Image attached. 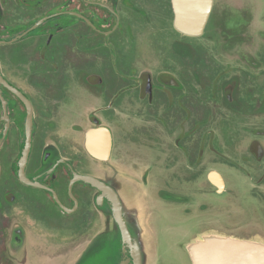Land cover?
I'll return each instance as SVG.
<instances>
[{"label":"flooded vegetation","instance_id":"flooded-vegetation-1","mask_svg":"<svg viewBox=\"0 0 264 264\" xmlns=\"http://www.w3.org/2000/svg\"><path fill=\"white\" fill-rule=\"evenodd\" d=\"M148 38L157 42L149 50L156 48L161 68L155 78L143 72L136 80V61L153 54L145 61L138 52ZM134 51L132 74L127 56ZM11 88L32 109L24 170L31 185L20 178L27 107ZM134 93L145 100V111H131ZM132 118L140 119L138 127ZM260 118L262 0H213L201 34L178 28L174 0H0V264L40 263L35 258L47 254L38 248L48 244L66 252L42 264H86L104 233L111 245L120 243L116 253L107 244L108 260L120 261L125 255L109 202L100 205V191L82 181L70 186L76 173L113 188L138 240L115 184L125 182L114 178L126 179L119 168L131 161L132 146L148 147V121L175 136L170 149L159 144V153L165 150L176 162L183 157L189 192L202 178L213 188L206 187L199 205L187 211L204 214L219 232L264 240V127L247 126ZM100 127L110 133L107 161L86 148L87 132ZM243 134L252 138L247 149L238 142ZM206 164L215 167L204 176ZM223 167L249 182V201L227 188ZM212 174L223 188L212 182ZM160 198L195 201L176 192H161ZM101 217L109 220L104 232L86 238Z\"/></svg>","mask_w":264,"mask_h":264},{"label":"rangeland","instance_id":"rangeland-1","mask_svg":"<svg viewBox=\"0 0 264 264\" xmlns=\"http://www.w3.org/2000/svg\"><path fill=\"white\" fill-rule=\"evenodd\" d=\"M262 2L264 3V0H262ZM156 43V40L148 38L145 42L140 44L138 52L142 55L143 60L146 61L147 58L151 56L152 51L153 54L150 60H153H148L146 62L136 61L135 65L137 66V71L134 79H139V76L143 72L152 74L154 78L158 75L161 63L157 50L156 48L151 51L149 50L155 46ZM135 56V51L127 56V61L130 63V70H133L132 74L136 67L133 64ZM135 94L136 93H134L131 99V111H145V100H140ZM131 121L132 124L137 127L141 123L139 118H132ZM263 124V118L250 119L247 126L250 128H263ZM147 126L148 137H151L147 141L148 147L146 149L143 148L145 150H138L139 148L135 150L132 146L133 155L131 161L119 168L120 173L126 174V179L124 180L118 176L114 178L125 182L119 183L115 181V184L118 186V190L120 191L125 205H128L126 206V213L127 216L130 217L132 226L137 233L143 253V264H192L186 249L187 246L209 232H217L239 239L255 240L264 243L263 239L257 237L245 238L219 232L220 229L215 228L212 221L208 222L204 214H201L199 217L193 213L190 214L187 210L193 208L194 205L195 207L199 205L198 203L201 202L199 200H202L201 196L202 193L206 191V187L208 191L213 190V188H208L205 178H202L196 185H193L194 188L198 187V189H195V191L190 189L189 192L188 187H190V184H188L187 177L188 167L187 164L183 162V157L180 156V160L176 162L168 157L169 155L165 153V150H163V155L159 153V150L161 152V145L159 144H163V149H170L169 145L174 143L175 136L171 133L165 134L156 122L148 121ZM251 141L252 138L250 136L243 134L238 142L242 145V148L247 149ZM168 153L171 154V151H168ZM209 157H205V161L209 160ZM214 167L215 166H208L206 164V166L203 167L206 170L204 176L209 168L213 169ZM97 172L102 175L101 169H98ZM221 172L226 180L227 188H232L235 192H239L244 202L249 201L250 198L247 193L250 185L249 182L241 175L234 176L229 168L223 167ZM161 192H176V194L182 196L185 200L195 197V201L192 203L174 202L160 198ZM212 197L213 199H217V197ZM213 202L215 201L213 200ZM108 221V219L101 217L99 227L86 238L100 236V234L104 232L103 230L106 229ZM101 235H103V239L99 240L98 244L96 243L100 246H98L97 249L93 247L94 252L92 251V255L88 257L89 261H86V264L90 262H92V264H112V257L110 256V260L107 258V244L111 245L109 241L112 238L105 233ZM86 238L84 237V239ZM119 244L116 242V244L113 243L111 245V248L114 247L115 253L119 250ZM38 249L47 254L42 259L36 257V261L39 262L40 260H42V262L43 260L49 262L51 256L57 252L61 253L66 250V248H59V246H55V244H48L46 248ZM107 260L109 262H107ZM42 262L31 264H42Z\"/></svg>","mask_w":264,"mask_h":264},{"label":"water","instance_id":"water-1","mask_svg":"<svg viewBox=\"0 0 264 264\" xmlns=\"http://www.w3.org/2000/svg\"><path fill=\"white\" fill-rule=\"evenodd\" d=\"M213 0H174L177 11V26L187 34H201L212 7ZM43 21L37 23L31 30H35ZM27 107V142L20 160V178L31 185L30 179L25 176V167L30 151L32 126V109L29 101L21 92L11 88ZM86 148L88 152L101 161H107L110 156L111 138L106 128L90 129L87 134ZM70 189L76 181H82L100 191L98 203L104 200L110 204L114 221L121 235V248L124 257L115 264H143L141 245L135 239L127 226L123 206L117 192L106 183L88 175L75 173ZM214 184L223 188L220 178L211 175ZM66 211H69L65 208ZM187 252L192 264H264V243L255 240L239 239L217 232L205 233L187 246Z\"/></svg>","mask_w":264,"mask_h":264},{"label":"trees","instance_id":"trees-1","mask_svg":"<svg viewBox=\"0 0 264 264\" xmlns=\"http://www.w3.org/2000/svg\"><path fill=\"white\" fill-rule=\"evenodd\" d=\"M116 262H118V258H117V261Z\"/></svg>","mask_w":264,"mask_h":264}]
</instances>
